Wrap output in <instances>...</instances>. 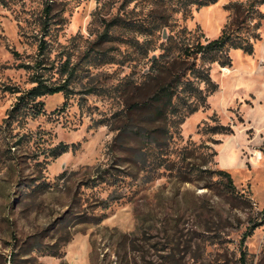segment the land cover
<instances>
[{"label": "rangeland", "instance_id": "374dc122", "mask_svg": "<svg viewBox=\"0 0 264 264\" xmlns=\"http://www.w3.org/2000/svg\"><path fill=\"white\" fill-rule=\"evenodd\" d=\"M126 1L0 0V264H264V4L244 34L251 55L228 50V67L198 65L215 90L173 129L165 96L189 64L181 39L216 38L225 6L244 0L183 11ZM21 64L37 66L45 85H58L66 64L69 94L4 120L10 90L32 85ZM159 87L166 93L153 97ZM204 89L186 74L170 102L183 109ZM142 102L162 108L173 132L151 133L156 148L124 127L127 107ZM150 109L130 123L150 133ZM214 125L229 133L211 134ZM58 145L66 151L52 157ZM203 168L225 172L239 196Z\"/></svg>", "mask_w": 264, "mask_h": 264}, {"label": "trees", "instance_id": "16d2710c", "mask_svg": "<svg viewBox=\"0 0 264 264\" xmlns=\"http://www.w3.org/2000/svg\"><path fill=\"white\" fill-rule=\"evenodd\" d=\"M215 0H166L165 2L168 3V7L173 10H186L188 7L194 6L195 8H200L203 6H206L208 4L213 3ZM127 3L133 2V0H127ZM264 4V0H244L243 2H234L229 3L225 6V9L229 11L231 14V17L228 20V23L221 29L219 35L211 39L209 41H203L202 43L194 40L188 43L187 39L182 38L181 43L184 42L181 47L178 50V56L182 57L183 60H188L189 64L186 67H183V69H178V71L171 75V77L168 79V96H165L166 102L168 103V119L173 120V129L180 125L182 123V120L194 113L198 107H201V104L203 103V99L211 94L215 90V85L211 84L207 77L205 76V71L203 72L204 79H201L202 73L201 69H199V66H201L203 63L206 64V68L210 64H215L220 68L228 67V57H227V51L228 50H239L245 55H251L252 48L249 43V35H244L246 32H248L249 29V20H252L253 17H250V14H253L255 11V8L257 6H260ZM41 16H42V22L41 27L44 26V21L47 19V14L49 13V5L48 3H45L43 7L40 10ZM241 14H243L242 18H240ZM250 18V19H249ZM264 19V16L262 17ZM137 21L132 20L133 24H136ZM137 27H132V30L134 33L138 35H143L139 29L140 25L136 24ZM161 26H164L161 23ZM45 27V26H44ZM43 27V28H44ZM242 28V30H241ZM245 28V29H243ZM252 28V26H251ZM256 28V27H254ZM104 32L102 33V36H104ZM184 40V41H183ZM43 47V43L40 41L37 44V53H41V49ZM16 56V54H14ZM199 65V66H198ZM64 66V67H62ZM19 68L24 70H32V73L30 75V83L32 84L28 89L24 91H18L17 89H9L10 93L16 94L15 100L13 105L10 107L8 112L6 113V118L4 120H7L9 118H12L18 111H21L22 116H36L39 115L41 112V103L39 101H35L37 98L42 96H51L56 93H61L63 97H65L68 93L67 89V83L70 80L72 76L73 70H66V64L61 65L60 68V74H65L63 80L58 85H45L42 80L41 76L34 70L37 66H28V65H18ZM187 74V76H190L191 80L195 83H201L204 85L205 89L203 93H200V91H196L197 99H195V103L190 106H184L183 109H176L174 105L170 102L171 96L173 94V90L176 88V84L180 83L181 80L184 79V76ZM191 81H187L186 84H190ZM185 84V83H184ZM185 84V85H186ZM187 86V85H186ZM167 87V86H166ZM159 87L156 89V91L153 93V97L157 95V93H166L167 88ZM8 90V89H5ZM165 95V94H162ZM189 98V95H186L187 99ZM146 107L147 109L152 108L149 102H142V103H132L130 104L126 109V114L124 115V127H129V130H132L133 134L138 136V138L143 139L147 141V144H152L155 148L157 147V142L155 141V137L151 136V133H155L157 138H161L163 140L170 139L173 132H171V128L168 126L167 128L164 127L161 123L164 122V116L163 111L161 109L152 108L150 109V112L148 110V116L152 115L151 121L161 125L156 126L153 129H151V132L148 133L147 131H144L143 129L138 128L136 125H132L130 115L131 112L134 113V111L138 110L139 108ZM130 114V115H129ZM161 122V123H160ZM126 127V128H127ZM210 133L211 134H228L229 130L222 129L221 127L214 125L210 127ZM146 133V134H144ZM55 153L52 157H55L63 152L66 151V146L64 145H58L55 147ZM211 157L214 156V153L210 152ZM188 156L189 153H188ZM184 158V157H183ZM204 163L201 162L200 166H203ZM192 171L191 166H189V169H187V175L189 176ZM200 172L208 174L210 172H213L215 174L221 184L222 188H224L227 192L230 194L238 195V192L234 189L233 184H231V181L228 177V175L220 170L216 171H209V169L203 168ZM187 176V177H188ZM185 177V178H187ZM182 179V182H188V179ZM264 212V208H263Z\"/></svg>", "mask_w": 264, "mask_h": 264}, {"label": "bare ground", "instance_id": "6f19581e", "mask_svg": "<svg viewBox=\"0 0 264 264\" xmlns=\"http://www.w3.org/2000/svg\"><path fill=\"white\" fill-rule=\"evenodd\" d=\"M225 73H229L228 70H224Z\"/></svg>", "mask_w": 264, "mask_h": 264}, {"label": "water", "instance_id": "95a60500", "mask_svg": "<svg viewBox=\"0 0 264 264\" xmlns=\"http://www.w3.org/2000/svg\"><path fill=\"white\" fill-rule=\"evenodd\" d=\"M163 33L161 32V39L163 38V35H162Z\"/></svg>", "mask_w": 264, "mask_h": 264}]
</instances>
